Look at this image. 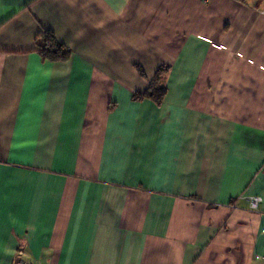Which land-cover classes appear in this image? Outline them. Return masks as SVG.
<instances>
[{
  "label": "crops",
  "instance_id": "0c3cea01",
  "mask_svg": "<svg viewBox=\"0 0 264 264\" xmlns=\"http://www.w3.org/2000/svg\"><path fill=\"white\" fill-rule=\"evenodd\" d=\"M18 263L264 264V0H0V264Z\"/></svg>",
  "mask_w": 264,
  "mask_h": 264
},
{
  "label": "trees",
  "instance_id": "16d2710c",
  "mask_svg": "<svg viewBox=\"0 0 264 264\" xmlns=\"http://www.w3.org/2000/svg\"><path fill=\"white\" fill-rule=\"evenodd\" d=\"M43 41V45L40 49V55L48 61H63L68 57V53L62 47V45L58 44L53 36L49 33H44L41 37ZM164 70L160 69L156 73L154 80L151 81L150 86L143 94V96L147 95L150 97L156 104H159L166 92L165 87H163V83L161 82L162 78L160 75L164 74ZM136 98V96H134Z\"/></svg>",
  "mask_w": 264,
  "mask_h": 264
},
{
  "label": "built area",
  "instance_id": "2783aa9c",
  "mask_svg": "<svg viewBox=\"0 0 264 264\" xmlns=\"http://www.w3.org/2000/svg\"><path fill=\"white\" fill-rule=\"evenodd\" d=\"M261 203V199L259 197L251 198L249 201V206L252 211H256L259 204ZM20 264V263H18Z\"/></svg>",
  "mask_w": 264,
  "mask_h": 264
}]
</instances>
